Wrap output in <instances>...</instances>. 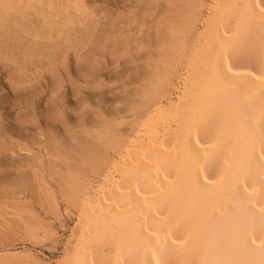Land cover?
<instances>
[{"label":"bare ground","instance_id":"1","mask_svg":"<svg viewBox=\"0 0 264 264\" xmlns=\"http://www.w3.org/2000/svg\"><path fill=\"white\" fill-rule=\"evenodd\" d=\"M188 3L182 6L190 12L195 5ZM212 6L204 24L208 31L195 49L192 73L197 79L185 66L175 100L157 102L145 111L140 129L123 141L118 158L94 185L86 175L108 161L107 146L119 145L117 117L111 123L100 117L87 122L88 99L77 98L74 92L80 83L65 71L67 82L77 88L72 95L80 105L74 110L79 109L81 117L80 125L74 120L76 129L62 135L53 124L65 80L58 67L65 70L71 55L77 79L95 78L101 70L98 53L126 51L127 38H119L124 33L116 36V26L98 33L99 19L86 0H0V62L12 66L8 89H31L42 73L52 80L42 113L49 122L45 134L39 135L37 150L29 149L21 159L24 164L12 166L3 158L5 146L0 143V192L3 197L10 186L35 188L41 201L56 211L57 195L50 184L56 180L62 194L80 203L76 240L63 264H92L95 244L111 246L101 264H264V3L214 0ZM173 23L164 28L167 35L160 33L162 48L183 41L182 24ZM208 41L216 46L209 56L199 53ZM238 52L246 56L243 69L229 63V54ZM1 91L9 100L6 90ZM140 92L135 110L145 107L150 96ZM89 97L96 96L93 92ZM115 112L135 111L115 108L111 115ZM20 117L16 116L18 124ZM175 123L176 130L171 125ZM207 124L212 126L210 140L200 142L196 132ZM170 134H176L173 140L167 139L173 137ZM218 153L221 164L215 177H208L205 168ZM12 208L3 213L0 208V231L16 225L33 238L36 230L51 229L32 209H19L18 204ZM0 254L2 264H37L24 248H0Z\"/></svg>","mask_w":264,"mask_h":264},{"label":"rangeland","instance_id":"2","mask_svg":"<svg viewBox=\"0 0 264 264\" xmlns=\"http://www.w3.org/2000/svg\"><path fill=\"white\" fill-rule=\"evenodd\" d=\"M128 1L86 0L88 6L94 11L95 16H97L99 19L100 26L98 27V33L102 32V30L107 31L109 25L110 27L112 26V28L116 26V28L119 30V32H115L116 36L118 37L119 33H124V36L119 38H127L126 41L128 43V51L117 50L118 52L115 51L113 54H110L106 49L104 51L102 50V54L101 52L100 54L98 53V56L100 57L101 70L96 74L95 78L85 79L87 80L86 82L85 80H82V78H76L73 56L70 55L67 58L65 62V70H63L61 67H58L59 75H61V77L63 76L62 78H65V80L63 83L64 86L61 90L62 96H60L59 99V101H61L58 102V106H55L57 108V112L59 113V115L57 116L58 120L55 121L56 118H53L54 123H52L58 126L62 135H64L66 129H76V126L79 123L78 118L81 117V111L79 109L74 110L77 108V106L79 107L80 105V103L77 102L78 100H75L72 95V91L77 88L73 86L71 87L67 82L66 72L74 81L80 83L78 85L79 90L77 92H74L75 95H79H77V98L81 100H83L82 98H84V100L88 99L86 101V107H88L89 113L84 118L87 119V122H93V120L96 121L97 117H100L105 118L106 121L111 123L112 120H115L116 117L118 118H116L117 122L115 123L114 130L116 131L117 136L120 138L119 145L115 143L116 147L112 146L115 148H112L111 146L108 148L107 146L106 151L108 155V161L102 164L99 170L97 169V172L88 173L86 175V181L88 183L92 182V184L94 185L101 180L103 174L107 172V170L111 167L110 164L112 162H115L118 158V155L123 148V141H126L128 137H132L134 130L140 129L141 124H143L141 122H144L143 116L145 111L149 110V108L152 105H155L157 102H162L165 104L167 103V101L175 100V93L177 91L176 88L179 87L178 79H181V74L183 75L185 73V66H187V69L191 72V74L189 72V76L191 75V78L194 81L197 79L196 74L194 75V73H192V67H194L196 63L194 58L198 50L197 48H200L199 46L203 43L202 39H204V34H206V32L208 31L207 29H205L204 24L205 21L208 20V14H210L211 12L210 9L213 10L212 4H214V0ZM188 2H191L195 5V7L190 12L186 10V6H182L183 4H190ZM258 2L264 3V0H258ZM233 18L234 17L230 16L228 19L229 21L227 20V25L229 26L227 27L229 29L233 27ZM176 19H179L182 22H178V20ZM172 22H175L173 24H182L181 26H183L184 28H182V31H185L181 37L183 41H180L176 44L174 42L171 45L170 43H166L167 46L163 48L167 49L164 50L162 46L160 47L159 45L160 43L163 44L162 39H164H161L160 33L163 34V37L165 36V34L167 35V29L164 28H172ZM157 29L164 31L162 32ZM225 31H228V29H226ZM154 34L158 36H155ZM200 36H202V38ZM148 39H150V41ZM196 42L199 45L196 44ZM151 43H153V45H151ZM212 45L216 47L214 43L212 44L211 41H208L205 47L202 48L199 53L201 52L202 54H207V56H209L208 51L211 52L214 50V47ZM171 46L174 49H171ZM169 47L171 52L168 51ZM130 48L134 49L130 50ZM166 51L168 52L166 53ZM238 56L241 58H239ZM193 61H195V63ZM245 61L246 56L242 52H238L234 55L233 53L229 54V63L231 64V66H234L237 69H243V67H245ZM11 67L4 64L3 62H0V139H3L0 140V143H3V146H5V148L1 150L2 156L4 155L3 158L6 159V162H8L7 164H12L13 166L23 163L21 162V159L23 160L25 158L24 155L27 151H29V149H31L30 151L37 150V144L41 139L39 135H43L46 132L45 126L49 121L48 117L42 115V113L45 114V103L50 97L49 89H51L50 87L52 80L50 74L42 73L40 75L42 78H39L36 81L32 82L33 85L31 89H19L17 92L15 91L16 93L14 91L11 92L8 89V76L10 75L9 73L11 72ZM165 69L166 71H164ZM203 71L206 72L205 74H207V71L205 69ZM153 72H157V75ZM154 75L159 77L155 78ZM180 76L181 78H179ZM162 77L165 79H163ZM153 80L155 81V83ZM152 84L154 87L152 86ZM141 87H143V89ZM145 87L148 89V91H146L147 89ZM1 88H4L9 94V100H5ZM94 88L96 90H94ZM140 90H142V92H148L147 96L150 95V100H147V104H145V107L143 106L142 109H136V111L135 107L139 105L138 103L140 102L142 96H140ZM93 92L96 97H89L93 94ZM99 93H102L101 96ZM104 95H106V97ZM59 106H61V108ZM130 107L132 108V111L135 112H127V114H117L115 112L113 115H111L115 108L126 110ZM25 108L27 110H25ZM18 114L21 115V117L19 118V120H22L20 124H18V119L16 118ZM74 120L78 121L76 125L74 124ZM28 122L32 124H28ZM119 122L122 124L117 125V123ZM64 124H67L66 126L68 128H65ZM171 125H173L174 129L176 130V123ZM204 129L205 130L203 131L200 129L196 132V135L200 142H206L208 139L210 140L209 137L210 132H212V126H209V124H207L205 125ZM14 131L16 133H14ZM117 131L120 132L118 133ZM3 135L5 138H3ZM170 135H172L173 137H167V139L170 140L171 138V140H173L176 134ZM12 152L13 154H11ZM220 157V153H218L214 158L215 161L213 160V162H211L212 164H208L205 168V174L208 177H215L218 169L216 167H219V165L221 164ZM18 161H20V164H18ZM46 163L47 161H45V164ZM47 164L45 165L46 174H48ZM55 181L56 180L51 181L50 184L55 192V195H57L56 199L58 203V209L56 211H51V209L48 207L47 202H43L44 199L41 201V198L38 197L39 193L36 192L35 188H21V190L18 186L12 188L10 185H8L10 186V188H7V186L5 187L7 188V194L4 192L5 195H3L2 197L3 192H0V198H2L0 199V205H6L4 207H0L2 209V213L13 209V206L15 209L18 204L19 209H24L25 207H27L28 209H32V211H34L36 215L40 217L42 223L45 226L51 227V229H48L47 232H45L46 230L42 229H39V231L36 230L35 233L37 234L33 238L29 237L21 228L15 227L16 225L14 226V229L12 228L10 230H2L0 231V248H13L15 249V251H21L22 248H24L32 255L37 264L65 263V261L67 260L66 255L71 250V247L74 245L76 240L78 232L76 222L80 203L75 201L73 202L69 200V198H67L64 194H62L59 185ZM9 191L11 193H9ZM14 193L18 196L15 197ZM11 195L13 198L10 197ZM110 252V245L95 244L92 247L91 251L92 264H101V260L105 257H108ZM1 256L2 254H0V257ZM25 257L26 256L21 255L20 260L24 261ZM0 264L2 263L0 262Z\"/></svg>","mask_w":264,"mask_h":264}]
</instances>
